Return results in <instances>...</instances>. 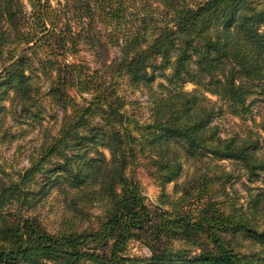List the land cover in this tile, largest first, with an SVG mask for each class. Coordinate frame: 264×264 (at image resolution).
I'll use <instances>...</instances> for the list:
<instances>
[{"label": "trees", "instance_id": "trees-1", "mask_svg": "<svg viewBox=\"0 0 264 264\" xmlns=\"http://www.w3.org/2000/svg\"><path fill=\"white\" fill-rule=\"evenodd\" d=\"M120 81L145 91V118ZM0 100V140L16 138L7 109L37 123L16 146L26 164L0 167V264H264V191L242 182L243 203L224 187L264 173V0H0ZM226 115L236 127L214 122ZM139 157L160 186L192 167L177 205L145 201ZM51 192L56 230L27 212ZM133 238L147 256L127 253Z\"/></svg>", "mask_w": 264, "mask_h": 264}, {"label": "rangeland", "instance_id": "rangeland-1", "mask_svg": "<svg viewBox=\"0 0 264 264\" xmlns=\"http://www.w3.org/2000/svg\"><path fill=\"white\" fill-rule=\"evenodd\" d=\"M26 8H28L27 5ZM117 54H119L117 46H112L109 48L110 58L116 56ZM76 58L77 57L69 56L68 59L75 60ZM78 58H84L87 62H89L90 66L94 65V63L91 61V57L88 51L86 50H80ZM160 79H161L160 77H157L152 83L153 86H155L156 83L160 81ZM193 86L194 85L191 82H186L184 84L185 89H191ZM120 88L121 91L126 95V99L132 102V103H128L127 106L131 105L133 109H136L135 111L137 112L140 118H145L148 113L147 104L145 102L146 99L145 91L143 89H137V90L133 89L124 81L123 82L120 81ZM43 89H45L44 86L41 87V90ZM69 93L76 100H80V96L76 94L73 90H71ZM83 95L85 94L83 93ZM207 95L211 98H214V96H211L209 94ZM250 96L251 95H249V98H247V102L251 99ZM1 101L2 100H0V104H4L5 106L8 105L7 101L4 102ZM41 101H42V105L45 106V110L40 123L43 126L55 125L54 117L55 114L58 115L60 114V109L56 105L50 106V104H48V102L44 100V98H41ZM250 109L252 114L256 113V103L251 104ZM22 117L24 116L21 115V117L18 119L16 114H12V112L9 109H7L5 116L3 117L1 122V126L3 127V129H6L9 132L16 133V138L7 136L4 139L0 140V167L9 173L26 164L25 156L18 155V153H16L17 144H19V149L25 152L27 148H30L31 145L36 143L37 123H35L30 128V125L28 126L26 124V121L22 120ZM254 120L256 121L258 120L257 114H254ZM214 122L219 123L222 128L227 129L229 127H236L235 123L239 122V119L236 117L226 115L223 118H219V119L215 118ZM261 142L264 148V133H262L261 135ZM22 145H25V147L22 148ZM104 152L107 155V152L105 150ZM201 162L209 163L207 169L209 172L217 169L215 163L222 164L225 165L226 168H230L227 160H214V161L209 160V161H201ZM213 165L215 166L213 167ZM202 170H204L203 164H201V171ZM191 171H192V167H190L188 163H184L183 170L178 177L160 186L153 179L152 168L145 161V158L139 157L137 163L134 166V172L141 183L142 194L145 198V201L149 205H158L160 207L162 206L163 208H169L171 206L170 205L171 201H174L176 205L179 203L176 201L177 197L180 195L179 188L181 185L179 184L183 182L185 179H188ZM242 182H244L246 185L248 184L249 186H257L264 191V173H263L261 174V177L259 179L253 182L246 181L243 176H241V178L238 179L237 178L234 179L233 177L230 178L229 180H226L224 182V187L226 189L227 195H230V192L233 189L237 192V198H238L237 200L239 202L244 203L247 198V193ZM209 187L211 188V190H213L212 191L213 193L216 194L219 192L217 183H210ZM47 196L49 197H47L46 199L42 198L33 208H30L27 212L37 214V216L41 219V221L46 225L48 229L56 230L61 226L62 223L61 221L63 219L64 212L61 210L59 201H57L54 198V195L52 196V192ZM92 211L94 213H97L99 209H94ZM65 215L68 216L66 212ZM126 251L128 254L139 257H145L148 255V250L144 246V244L139 239H134V238L128 241Z\"/></svg>", "mask_w": 264, "mask_h": 264}]
</instances>
